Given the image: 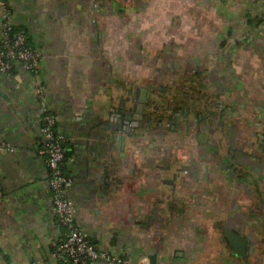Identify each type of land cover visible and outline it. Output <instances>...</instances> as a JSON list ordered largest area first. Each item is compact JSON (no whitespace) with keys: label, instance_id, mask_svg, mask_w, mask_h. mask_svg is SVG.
Listing matches in <instances>:
<instances>
[{"label":"crops","instance_id":"crops-1","mask_svg":"<svg viewBox=\"0 0 264 264\" xmlns=\"http://www.w3.org/2000/svg\"><path fill=\"white\" fill-rule=\"evenodd\" d=\"M12 8L42 63L38 77L0 74V142L15 148L0 152V264H65L56 255L66 231L36 150L38 86L69 137L71 196L99 249L132 264H264V0ZM137 89L148 90L149 120L127 134L119 110H132ZM222 112L244 134L241 148L220 145ZM228 231L248 240L245 256Z\"/></svg>","mask_w":264,"mask_h":264},{"label":"built area","instance_id":"built-area-1","mask_svg":"<svg viewBox=\"0 0 264 264\" xmlns=\"http://www.w3.org/2000/svg\"><path fill=\"white\" fill-rule=\"evenodd\" d=\"M13 0H0L3 33L0 35V74L13 78L16 69L39 76L42 54L28 43L24 33L17 34L11 42L10 34L15 26ZM35 94L39 98L36 113L39 143L38 155L46 162L49 188L52 193L55 216L65 229V238L59 247L57 259L65 264H132L127 256L110 250H101L94 243L78 221V208L71 196L74 180L67 169L75 163L73 156H68L66 144L68 135L58 130L56 118L50 114L46 91L38 86ZM1 153H14L15 148L9 143L0 142Z\"/></svg>","mask_w":264,"mask_h":264},{"label":"water","instance_id":"water-1","mask_svg":"<svg viewBox=\"0 0 264 264\" xmlns=\"http://www.w3.org/2000/svg\"><path fill=\"white\" fill-rule=\"evenodd\" d=\"M147 98L148 90L137 89L135 102L131 108L132 110H119L120 116L125 118L124 124L126 125L125 130L127 134H133L139 128H146L148 118L144 115V108L145 104L147 103ZM185 115H189L188 108L185 110ZM226 235L231 247L234 249V254L245 256L248 249V240L230 231H228ZM149 259L150 264H158L157 256H150Z\"/></svg>","mask_w":264,"mask_h":264},{"label":"rangeland","instance_id":"rangeland-1","mask_svg":"<svg viewBox=\"0 0 264 264\" xmlns=\"http://www.w3.org/2000/svg\"><path fill=\"white\" fill-rule=\"evenodd\" d=\"M224 81H225L224 79H220L218 81V84L220 86V90H221V88H223V85L225 83ZM165 84H167V83L166 82L163 83L162 87H164ZM160 86L161 85H159V83H157V85L155 86L154 93H156V94L154 95V97L157 96V95H159L157 90H159L158 88H161ZM161 97L162 96H160V98ZM225 118H227L226 115H225V112H222V114L220 115V117H218V121H217L218 122V125L223 124L222 130L220 132H222V133L225 134L224 138H222V142L220 143V145L223 146L222 144H225V142H227V144H228L229 141L230 142L232 141L233 142L232 144L234 146H236L237 149L238 148H241V142H243L242 139L245 138L244 137V134L242 136V134L240 133V127L237 126V125H235V124H232L231 125L230 123H228V124L224 125L225 124V121H226ZM230 120H233L232 117L230 118ZM155 130H157V129H155ZM157 132H159V131H157ZM202 133H205V132L202 131ZM203 136H205V135H203ZM248 159L250 160V163L252 164L253 163V160H252L253 158H248ZM254 164L255 163L252 164V167L257 168L258 165H255L254 166Z\"/></svg>","mask_w":264,"mask_h":264},{"label":"trees","instance_id":"trees-1","mask_svg":"<svg viewBox=\"0 0 264 264\" xmlns=\"http://www.w3.org/2000/svg\"><path fill=\"white\" fill-rule=\"evenodd\" d=\"M20 33H24V34H26V32H25L21 27H19V26H17V25L15 24V26H14V28H13L11 34H10V40H11V42L15 39L16 35H17V34H20ZM26 35H27V34H26ZM28 43H29L30 46H33V45L31 44L29 38H28ZM50 114H51V113H50ZM67 154H68V156H73V154H72L68 149H67ZM67 173H68V175H70V171H69V169H67ZM70 176H71V175H70ZM249 178H254V177H253L252 174H250V177H249Z\"/></svg>","mask_w":264,"mask_h":264},{"label":"flooded vegetation","instance_id":"flooded-vegetation-1","mask_svg":"<svg viewBox=\"0 0 264 264\" xmlns=\"http://www.w3.org/2000/svg\"><path fill=\"white\" fill-rule=\"evenodd\" d=\"M149 120V119H148ZM123 121L125 122V118L123 119ZM147 124H148V122H147ZM147 124H146V126H147ZM159 126H162V121L160 120V124H159Z\"/></svg>","mask_w":264,"mask_h":264}]
</instances>
